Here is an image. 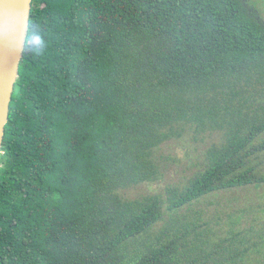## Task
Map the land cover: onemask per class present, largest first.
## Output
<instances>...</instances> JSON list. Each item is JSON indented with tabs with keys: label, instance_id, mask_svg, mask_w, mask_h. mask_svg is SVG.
<instances>
[{
	"label": "trees",
	"instance_id": "obj_1",
	"mask_svg": "<svg viewBox=\"0 0 264 264\" xmlns=\"http://www.w3.org/2000/svg\"><path fill=\"white\" fill-rule=\"evenodd\" d=\"M30 24L48 45L24 52L11 103L0 264H264V225L228 215L220 235L178 215L264 184L251 160L264 149V23L242 0H33ZM208 132L222 144L184 184L121 194L162 179L164 144Z\"/></svg>",
	"mask_w": 264,
	"mask_h": 264
},
{
	"label": "rangeland",
	"instance_id": "obj_2",
	"mask_svg": "<svg viewBox=\"0 0 264 264\" xmlns=\"http://www.w3.org/2000/svg\"><path fill=\"white\" fill-rule=\"evenodd\" d=\"M258 8L264 17V8L259 4ZM223 141L222 132H208L201 134L195 139L192 135H185L183 138L171 143L164 144L156 152L163 171L161 180L155 183H144L139 186L131 187L121 194L128 200H134L145 196L164 193L165 187L170 184L182 185L191 178L205 161V152L213 146L221 145ZM264 142V133L254 142L255 147H260ZM255 166L257 176L264 175V149L258 151L251 158ZM243 215L242 227L248 228L251 224L264 225V184L261 186L250 185L241 188L215 193L204 197L190 206V209H181L178 213L188 214L193 217L199 216L201 223L207 222L216 230L227 232L228 215ZM218 223L219 225H217ZM163 226L159 223L150 234H156ZM263 261L261 256L256 258ZM256 260V261H257ZM257 264H261L257 262Z\"/></svg>",
	"mask_w": 264,
	"mask_h": 264
},
{
	"label": "water",
	"instance_id": "obj_3",
	"mask_svg": "<svg viewBox=\"0 0 264 264\" xmlns=\"http://www.w3.org/2000/svg\"><path fill=\"white\" fill-rule=\"evenodd\" d=\"M33 0H0V158L20 77Z\"/></svg>",
	"mask_w": 264,
	"mask_h": 264
},
{
	"label": "clouds",
	"instance_id": "obj_4",
	"mask_svg": "<svg viewBox=\"0 0 264 264\" xmlns=\"http://www.w3.org/2000/svg\"><path fill=\"white\" fill-rule=\"evenodd\" d=\"M47 45L48 41L42 33L40 26L30 24L27 29V38L24 42V51L38 55L47 48Z\"/></svg>",
	"mask_w": 264,
	"mask_h": 264
},
{
	"label": "flooded vegetation",
	"instance_id": "obj_5",
	"mask_svg": "<svg viewBox=\"0 0 264 264\" xmlns=\"http://www.w3.org/2000/svg\"><path fill=\"white\" fill-rule=\"evenodd\" d=\"M242 2L250 16L264 23V17L262 16L260 8H258L259 4L264 8V0H242Z\"/></svg>",
	"mask_w": 264,
	"mask_h": 264
}]
</instances>
